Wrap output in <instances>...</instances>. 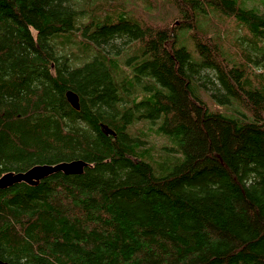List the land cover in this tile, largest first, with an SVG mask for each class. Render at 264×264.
Masks as SVG:
<instances>
[{"label": "trees", "instance_id": "trees-1", "mask_svg": "<svg viewBox=\"0 0 264 264\" xmlns=\"http://www.w3.org/2000/svg\"><path fill=\"white\" fill-rule=\"evenodd\" d=\"M261 75L264 0H0V178L88 163L0 189V261L264 264Z\"/></svg>", "mask_w": 264, "mask_h": 264}, {"label": "water", "instance_id": "water-1", "mask_svg": "<svg viewBox=\"0 0 264 264\" xmlns=\"http://www.w3.org/2000/svg\"><path fill=\"white\" fill-rule=\"evenodd\" d=\"M66 96L70 104L74 108L79 109L80 105L78 95L73 91H68ZM87 166L88 163L82 160H74L71 162H61L56 165H37L26 172H10L0 178V189H5L22 182L29 185H36L41 180L58 172H62L66 175H80L84 172V169ZM0 264L6 263L0 261Z\"/></svg>", "mask_w": 264, "mask_h": 264}, {"label": "rangeland", "instance_id": "rangeland-1", "mask_svg": "<svg viewBox=\"0 0 264 264\" xmlns=\"http://www.w3.org/2000/svg\"><path fill=\"white\" fill-rule=\"evenodd\" d=\"M84 21H87V20H84ZM127 58H123V60H124V62H125V60H126ZM204 100L207 102V104H208V106L210 107V109H214V108H216L215 107V103H214V99H212V98H210V97H208V96H204ZM217 104V103H216ZM219 106V105H218ZM219 108V107H218ZM135 128V127H134ZM133 128V129H134ZM150 141L151 142H155L157 145H161L163 142H162V140H160V138H157V137H152L151 139H150Z\"/></svg>", "mask_w": 264, "mask_h": 264}, {"label": "bare ground", "instance_id": "bare-ground-1", "mask_svg": "<svg viewBox=\"0 0 264 264\" xmlns=\"http://www.w3.org/2000/svg\"><path fill=\"white\" fill-rule=\"evenodd\" d=\"M238 27H239V26H238ZM215 33H216V32H215ZM217 33H218V32H217ZM213 34H214V33H213ZM241 36H242V35H241ZM211 38H212V37H211ZM240 39H241V38H240ZM240 39H239V40H240ZM241 40H242V39H241ZM221 42H222V41H221ZM243 46H244V45H243ZM219 47H220V46H219ZM220 48H221V47H220ZM256 52H257V51H256ZM258 53H260V52H258ZM123 55H124V54H123ZM230 62H231V61H230ZM253 64H254V62H253ZM122 65H123V64H122ZM122 65H121V66H122ZM117 66H118V65H117ZM262 66H263V65H262ZM110 67H111V66H110ZM123 67H124V66H123ZM255 68H256V67H255ZM112 69H113V67H112ZM112 69H111V72H112ZM116 69H117V68H116ZM116 69H115V70H116ZM107 70H108V69H107ZM120 70H121V69H120ZM116 71H117V70H116ZM212 71H213V70H212ZM114 72H115V71H113V73H114ZM113 73H112V74H113ZM117 73H118V72H117ZM136 73H137V72H136ZM118 75H119V74H118ZM131 76H132V75H131ZM142 76H143V75H142ZM261 76H264V75H261ZM212 77H213V76H212ZM115 78H116V76H115ZM118 78H119V77H118ZM215 78H216V77H215ZM131 79H132V78H131ZM142 79H143V78H142ZM124 80H125V79H124ZM211 80H212V79H211ZM211 80H210V81H211ZM140 81H141V79H140ZM207 81H208V80H207ZM122 82H123V81H122ZM206 84H207V83H206ZM213 84H214V83H213ZM218 88H219V87H218ZM219 89H220V88H219ZM220 90H221V89H220ZM220 93H221V92H220ZM129 108H130V107H129ZM130 112H131V111H130Z\"/></svg>", "mask_w": 264, "mask_h": 264}]
</instances>
